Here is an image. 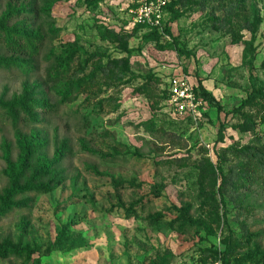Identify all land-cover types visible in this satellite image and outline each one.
<instances>
[{
    "label": "rangeland",
    "instance_id": "obj_1",
    "mask_svg": "<svg viewBox=\"0 0 264 264\" xmlns=\"http://www.w3.org/2000/svg\"><path fill=\"white\" fill-rule=\"evenodd\" d=\"M241 1L240 21L233 19L230 26L212 24V18L224 15L216 2L204 10L182 8L170 32L177 48L191 52L187 57L174 50L167 36L146 41L140 31L127 41L128 53L103 40V28L131 29L122 21L127 19L120 11L122 0L90 5L24 0L31 3V28L43 42L28 72L0 68V100H11L27 85L54 108L38 112V123L20 122L17 129L39 145L27 176L41 162L62 175L59 187L25 196L31 199L26 208L0 220V244L19 243L40 253L53 246L42 264H151L160 259L165 264H217L204 249L222 251L230 240L239 244L231 264H264V178L251 181L249 175L245 182L246 173L239 169L246 160L242 149L264 144V124L256 109L245 110L257 123L254 133L238 129V116L225 118L252 90L264 87V0ZM6 2L0 0V14ZM70 46L76 53L68 61ZM0 55L10 56L1 49ZM108 59L127 60L122 81H112L116 69L96 70ZM178 74L190 84L201 80L222 113L203 103L195 122L173 115L160 95ZM144 88L153 94L139 91ZM220 121L225 127L217 142ZM14 134L0 110V190L7 186L4 147L12 161L19 153ZM58 155L61 160L55 162ZM205 159L214 169L220 165L221 191L220 178L210 188ZM111 178L135 188L115 190ZM175 209L187 210L207 228L178 231ZM155 215L160 216L156 223L150 220ZM66 224L70 240L56 248L52 244ZM0 264L26 263L12 259Z\"/></svg>",
    "mask_w": 264,
    "mask_h": 264
},
{
    "label": "trees",
    "instance_id": "obj_2",
    "mask_svg": "<svg viewBox=\"0 0 264 264\" xmlns=\"http://www.w3.org/2000/svg\"><path fill=\"white\" fill-rule=\"evenodd\" d=\"M89 5L93 0H83ZM209 2H216L218 6H221L224 11L222 20L218 18H212L213 25L221 23L223 26L227 24L230 26L233 19H236V23L240 21L242 11L241 0H169L166 8L164 9V17L162 20V31L151 29L142 26H135L130 30L123 32V28L120 31L114 32L108 28H103L100 37L103 40H109L116 44L122 53H128L127 41L135 37L138 32H143V39L146 41H159L162 36H167L171 39L172 47L179 55L190 57L191 52L183 51L177 48L176 39L171 35L170 26L180 20L183 15L182 8L186 7V10H192L193 7L204 10ZM95 4V3H94ZM93 4V5H94ZM86 8V6H85ZM86 10V9H85ZM31 3H25L24 0H7L4 11L0 14V49L4 53L9 54V57L0 55V68L14 69L19 72H28L31 70V64L34 62V58L38 56L40 46L43 42V36L39 32H34L30 24ZM124 26L129 24L127 19L122 20ZM257 20L254 24H257ZM220 30V28H217ZM68 54L65 60L71 61L76 53V49L70 46L66 49ZM117 70L114 74L113 82H120L125 78L128 63L127 60L121 59L114 61L108 59L107 63L101 67L100 64L96 67V70L112 72ZM140 92L150 96L152 91L147 89H141ZM192 91L197 100L203 103H207L211 108L215 109L218 114L222 113L223 109L215 98L207 92L202 86L201 80L197 79L196 84H192ZM161 101L165 102L168 99L167 89H163L160 95ZM246 109H256L260 112V124H264V87L252 90L246 97L240 106L234 108L230 112L225 114L227 116H238L241 119V123L238 125V129L242 133H254L257 123L253 116L247 113ZM0 110L3 116L10 122L12 128L15 131L14 139L18 146L19 153L15 161H12L8 157V147H4V153L6 158V168L3 172L4 177L7 180V186L0 190V220L6 217L10 212L16 209L26 208L31 199L25 196L31 194H48L61 184L62 171H53L52 164L47 162H41L35 165L29 176H27L30 162L35 152L37 151L38 144L32 138L23 135L18 131L17 126L20 122L27 124H36L39 122L38 112L49 113L54 111V108L48 105L47 102L37 99L32 89H29L27 85L23 86V90L19 95H13L11 100H0ZM191 121L190 118H183ZM225 127L224 121L219 122V128L217 132V142L222 140V129ZM246 160L239 165V169L246 173L243 176L246 182L250 175L251 181L257 178H264V144L258 141L256 146H245L242 149ZM61 160V155H58L55 162ZM216 169V170H215ZM213 168L208 160L205 159V175L210 188H214L217 184L218 178L221 182L218 186V190L221 191V186L224 183V175L221 171L220 165ZM218 173V175H217ZM111 184L115 188H135L132 183H126L118 179L111 178ZM130 207L129 212H132ZM178 213L176 218L177 229L182 232L186 229H199L207 228L203 221L199 219H192L188 216L187 210L175 209ZM154 223L160 220L159 215H155L150 218ZM220 221H217V224ZM225 227V221H222V229ZM212 231L207 229L206 235H211ZM68 225H63L58 233L55 241L52 245H56V248H62L66 242L70 240L68 237ZM239 248V244L230 240L224 243V249L222 251H215L211 247L204 249L209 257L212 258L213 263L217 264H231L230 256L235 253ZM54 251V247H47L44 253L31 249L28 246H21L19 243L3 242L0 244V263L7 260H21L26 264H42L41 257H47ZM160 262H152L151 264H165L164 259H160Z\"/></svg>",
    "mask_w": 264,
    "mask_h": 264
},
{
    "label": "built area",
    "instance_id": "obj_3",
    "mask_svg": "<svg viewBox=\"0 0 264 264\" xmlns=\"http://www.w3.org/2000/svg\"><path fill=\"white\" fill-rule=\"evenodd\" d=\"M121 12H124L132 29L142 26L162 31L164 9L169 0H122ZM168 99L167 108L173 115L190 118L195 122L202 105L192 91V84L183 74L174 75L166 83Z\"/></svg>",
    "mask_w": 264,
    "mask_h": 264
}]
</instances>
